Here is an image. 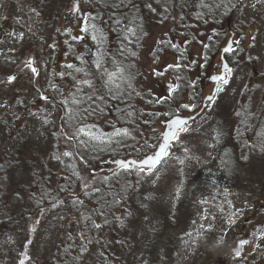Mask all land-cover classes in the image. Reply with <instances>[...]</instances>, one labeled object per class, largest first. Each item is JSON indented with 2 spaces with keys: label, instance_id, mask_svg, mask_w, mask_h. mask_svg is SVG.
<instances>
[{
  "label": "rangeland",
  "instance_id": "374dc122",
  "mask_svg": "<svg viewBox=\"0 0 264 264\" xmlns=\"http://www.w3.org/2000/svg\"><path fill=\"white\" fill-rule=\"evenodd\" d=\"M169 1L141 0V6L148 8V27L135 30L137 63L130 60L129 71L123 72L126 79H121L119 38L124 30L130 38L128 29L134 28L130 20H121L119 7L126 0H0V83L19 75L14 83L0 88V162L5 153L16 162L0 165L8 169L0 174V209L7 208L5 214L19 211L9 226L0 229V264H20L25 253L30 257L25 264L53 263L67 225L68 205L63 201L69 185L58 193L59 180L65 175L70 177L64 179L66 184L80 182L77 186L73 181L70 187L82 201L77 205L76 196L72 198L79 238H84L81 231L87 223L94 222L88 210L95 209L96 201L106 208L100 228L114 230V238L103 235L110 256L84 238L82 249L88 250L81 254L80 264H108V258L113 264H146L154 260L152 253L159 244L166 251L164 264H223L244 238L250 243L240 258L228 264H264V0H245L240 7L239 0H199L217 20L202 21V26L196 24L190 30L180 12L171 14ZM74 4H79L77 13ZM86 18L102 39L91 29L83 31ZM113 19L117 23L110 25ZM149 31H153L151 38L144 36ZM94 34L97 40L92 39ZM163 39L171 44L162 45L158 62L150 60L157 56L156 46ZM230 42L229 83L200 111L213 88L202 86L213 73H221L220 50ZM86 47L91 48L94 65L103 53L97 86L91 92L98 87L108 98H123L141 90L142 100L147 94L163 100L151 125L138 124L136 108L132 119L123 112L124 120L116 121L110 117L116 116V110L107 108L100 96L95 97L100 108L92 124L77 121L79 103L71 101L77 100L80 87L89 88L81 83L89 75L75 70L81 68L78 60ZM32 56L40 69L37 81L26 68ZM195 56L200 58L198 63ZM63 64L74 67L68 72ZM176 64L180 67H170ZM140 68L144 73L156 72V77L140 74ZM106 72L116 73L114 83L108 82ZM172 83L179 86L175 92L170 91ZM41 94L51 101H41ZM186 104L189 109L183 107ZM180 109L188 118H197L160 167L136 173L105 165L106 160L122 155L124 159L145 156L146 150L155 147L153 142L151 147L143 144L152 132L148 127L156 123L153 131L161 135L163 122ZM80 128L85 132H79ZM89 130L100 139L92 140L86 134ZM118 130L119 136L115 135ZM243 131L252 136L245 148L238 139ZM65 152L71 155L64 156L62 163L56 157L61 159ZM96 163L107 169L95 175L99 179L91 176L98 168L90 171ZM44 172L47 184L40 187L34 173L43 177ZM96 181L101 187H93L98 192L91 193ZM60 194L50 205L38 208L44 197ZM35 196L37 203H33ZM48 207L52 211L44 213ZM70 231H74L71 225Z\"/></svg>",
  "mask_w": 264,
  "mask_h": 264
},
{
  "label": "trees",
  "instance_id": "16d2710c",
  "mask_svg": "<svg viewBox=\"0 0 264 264\" xmlns=\"http://www.w3.org/2000/svg\"><path fill=\"white\" fill-rule=\"evenodd\" d=\"M126 5H123L121 7H119V11L123 13V16H121L123 18L124 21L130 20V27H134L133 29L136 30L137 29V25L136 23L138 22V20H142L140 26L142 28H147L148 27V18H149V12H148V8L147 7H143L141 5H143L141 3V0H126ZM123 7V9L121 10V8ZM112 9V8H111ZM169 10L171 12V14H175V12H180L182 15V19L184 20V25H187V29L190 30L192 27L196 28V24L201 25L202 24L200 22L202 21H207L209 19L210 23H214L215 17H212L211 15H209L205 8L203 6H200V2L199 0H170L169 1ZM105 11V10H104ZM113 11V10H112ZM116 12V10H115ZM204 15V16H203ZM115 21V19H113L111 21V24ZM183 25V27H184ZM109 26V24H108ZM136 26V27H135ZM190 26V28L188 27ZM188 32V31H187ZM191 32V31H190ZM190 32H188V35H190ZM126 33V30H124V32L122 33V35L119 38V43H120V48L119 51L117 53L122 55V59H123V64L119 67H122L123 70L125 71H129V66H128V62L130 60L135 61V58L133 57L134 55H132L133 52H136L137 50L135 49V36H131L130 38L124 36V34ZM145 37L149 36L150 38L153 37V31H149L146 32L144 34ZM190 39L191 36H188ZM163 41V43H159L156 46V55L154 56L152 55L151 58H149L150 60H155V62H158L159 60V54L162 51V49L164 48L162 45L163 44H171V42H168L166 39L161 40ZM70 42L69 39H67V41L65 42L68 46V43ZM90 47H87L84 54L81 56V59L78 60L79 65L82 69H84V71H82L81 73H85L88 74V80L90 81L91 79V83H92V87H94V85L97 86V74L99 73V69L96 70V67L94 64H92L90 62V56L92 51L89 50ZM110 53V51H109ZM116 53V54H117ZM86 56H89L88 60L85 61ZM64 59H67V56L63 57ZM149 60V61H150ZM200 60V58L198 56H195V61L198 63ZM156 64V63H155ZM69 64H63V66L65 67L66 71L69 72V68L66 67ZM139 66V65H138ZM145 67L148 66V63L146 65H144ZM143 67V65H142ZM140 74H143L145 71L143 69H139L138 71ZM80 74V73H79ZM147 74L148 77H151V74L156 77V72H149V73H144ZM181 74V73H180ZM160 76H162V74H160ZM70 84L73 85L74 84V79L71 78L69 80ZM195 83H192V86H195ZM104 87V86H103ZM80 91L78 92V98L77 100L80 101V103L78 105H84L87 104L85 107H82L81 109H85V112L81 115V116H76L77 121L79 119V123H81V125H86L89 126L92 124V121L95 119V115H98V109L100 108L98 101L95 99V97H102L104 102H106V107L107 108H111L112 110H116V116H110L112 118H114L116 121H122L124 120L125 116L123 115V112L125 115L128 116V118H133V116H135V108L138 110V113L136 114L137 116V122L138 124L141 125H145V126H149L151 125V119L153 118V113L156 110H159L162 108L163 105V100L160 102L159 100L156 99V97H154V99L150 98L149 95H146V98L144 100H142V98H140V93H142L141 90H139V92H137L135 94V92L131 93V94H127L125 95V97H111L108 98L105 95V91L102 92L101 88L97 87V90L94 92H91V87L89 88H81L79 89ZM95 93V96H94ZM196 94V92H194ZM194 94V95H195ZM88 97H92V99H88ZM139 97V99H137ZM196 97V95H195ZM78 105L76 107H78ZM75 106L73 108V115L75 114ZM98 107V109H97ZM70 115V113H69ZM68 115V116H69ZM157 118V115H156ZM2 120V119H0ZM71 121L74 122L73 118L71 117ZM157 121V119H156ZM85 123V124H84ZM157 125L156 123L151 126L148 127L149 130H152L151 135H149L148 139L145 138V142L143 141L144 145H147L148 147H151L153 145H150L149 142H153L155 143V147L157 145V143L160 140V134L158 132H156L155 130L153 131V127ZM127 128H130L129 126H127ZM146 128V129H148ZM146 129L142 130V131H146ZM0 130H3V126H2V122L0 121ZM61 131V130H60ZM154 147V148H155ZM145 149V148H144ZM150 150V148H149ZM147 151V150H146ZM145 151V152H146ZM132 155V153H131ZM64 154L61 157V159H58V161H62V163H64L65 161H63L64 159ZM141 156V155H140ZM121 157H123V159L126 157V155H122ZM135 157V155L133 156ZM2 162H0V165L5 164V166H7V164H16V162L14 161V159L10 156L9 153H5L3 155V158L1 160ZM89 163V162H88ZM99 166V163H96L93 165V168L91 169L95 170L96 168H100L97 167ZM102 167V166H101ZM88 169V168H87ZM8 169H4L3 167L0 168V174H4L7 172ZM45 174L46 172H44L43 177L40 176V174L35 175L36 180H37V184L40 185V187H43L44 184H47V181H44L45 179ZM249 174V173H248ZM92 176V175H91ZM95 179H99L97 176H93ZM63 179H60L59 181L60 183V191H58V193L61 192L62 190H66L67 186L69 185V187L67 188V192L65 193V199H64V203L67 206L66 208V219H67V225L65 226L63 232H62V236H61V242L59 244V251L58 253L55 254V258L52 264H80L81 262H83L82 256L81 254L83 252H87L88 249H82V240L84 238H87V240L90 242L93 241V244H99L103 249L104 252L109 253V250L107 248V246L104 244V240H103V235L105 237L111 236L112 238H114V230L111 228H107L106 230L103 228V226L100 227H96V225H101L103 220L105 219V214L104 211L106 210L105 207L102 206V203L100 201H96L95 202V209L94 210H88V213H90L91 215H93V221L94 222H88L85 227V229H83L81 231V234L84 236L83 239L79 238L80 232L78 231L79 229V225L76 224V219L73 215V212L76 211V207H75V203L74 200H72V198L74 196H76V199L79 198L78 196V192L75 191H71V188L75 183H77L76 185L79 186L80 182H76L75 180L73 181H69L67 184L66 182H64V179L67 180L70 177L68 176H64L62 177ZM93 187H101V183L100 182H95L94 184H92L90 186V189H92V192H98L95 188ZM78 188V187H77ZM75 192V193H74ZM122 194V193H121ZM119 194V195H121ZM60 195H49L44 197L41 201V204H38V208L39 207H43V206H48L50 205L53 201H51L55 196H61ZM38 196H35L33 199V203H37V199ZM79 201H81L79 199ZM100 202V203H99ZM117 201H114V203H116ZM77 203V202H76ZM77 205H79V203H77ZM113 205V204H112ZM7 211L6 209H0V229L3 227H7L9 226V224L11 223V221L15 219V215L17 214L16 211L14 213H9V214H5V212ZM68 223L74 227V231L71 232L70 231V225H68ZM71 232V233H70ZM69 233L71 234V236H69ZM119 246H122L120 243H118ZM158 248L156 250H154V252L152 253V257L154 258V260L150 259L146 264H164L166 262V251L161 247V245H157ZM108 260L110 261L108 264H113V262L108 258ZM58 261V263H57Z\"/></svg>",
  "mask_w": 264,
  "mask_h": 264
},
{
  "label": "snow or ice",
  "instance_id": "6c2138e0",
  "mask_svg": "<svg viewBox=\"0 0 264 264\" xmlns=\"http://www.w3.org/2000/svg\"><path fill=\"white\" fill-rule=\"evenodd\" d=\"M75 11H79L78 5L76 6ZM89 29H91L94 33H98L99 37L102 39V33H99V30L96 29V26L94 24L89 25L87 23V18H86L85 19V27L83 28V31L88 32ZM128 31L133 36H135L136 33H135L134 29L130 28V29H128ZM20 38H23V33L20 34ZM92 39L93 40H97L98 39V35L97 34L92 35ZM161 43H163V41H161ZM224 51L228 52V51H232V49L231 48H225ZM132 55H135V52H133ZM102 57H103V53L101 52L99 57H98V59H97V61H96V63H95V67L97 69H101L102 68ZM26 66L30 68V70H31L33 75H39L37 68L35 66H33V61L32 60L26 61ZM66 67L73 68L74 65L69 64ZM170 67L179 68L180 65L179 64L170 65ZM75 70L77 72L84 71V69H82V68H76ZM223 70L229 76L232 73V68L229 67V65L227 63H223ZM123 72H124V70L122 68L119 69L120 78L121 79H126L123 76ZM105 74L108 76V82L109 83H114V77L116 76V73H108V72H106ZM60 75L63 76V73H61ZM157 75H160V73H157ZM8 79H9V82H12V81L16 80V77L13 75V76H10ZM211 79L213 81L217 82V83H222L224 85L229 83V80H228L227 76L224 75V74L213 76V77H211ZM81 83L87 85L88 87H92L91 81H89L87 79L82 80ZM178 87H179L178 85H173V86L170 87V91L175 92ZM222 90H223L222 88H217L216 92H219V91H222ZM215 98H216L215 95H209L207 97L209 102H214ZM42 99L46 100V99H48V97L45 96V97H42ZM88 99H92V97H88ZM71 102L72 103H80V101L75 100V99H73ZM63 103L67 104V103H69V101L65 100V101H63ZM183 107L184 108H189L190 105L186 104V105H183ZM68 111L70 112L72 110L69 109ZM187 123H188L187 120H185L183 118H180V117H177L176 119L169 120L166 123V131L161 136V143L159 145H157L158 152L154 153L152 156H148L147 158L140 160L139 163L137 161H135V160H133L131 162L117 161L116 163H118L119 166L121 168H123L124 170H129L132 167H137V168H139L140 171H147V172L151 173L162 162V160L169 155L171 142L173 140H177L179 138L178 137V133L179 132H186L188 130L187 129ZM78 131L81 132V133H84L85 129L84 128H80V129H78ZM86 134L89 135L92 140L100 139L99 136L93 134L90 130ZM120 134H121V132L119 130L115 133V135H117V136H119ZM124 134L126 135L127 133L125 132ZM64 155L65 156H70L71 153L70 152H65ZM56 158L59 159V157H56ZM75 202L82 203V201H79V198H77ZM96 227H100V225H96ZM29 243H31V241H29ZM240 243H241V245H245V244L248 243V241L247 240H242ZM237 255H239V252H237ZM24 256H25V259L21 260L20 264H25V261L27 259H30V257H28V255H27V253H25Z\"/></svg>",
  "mask_w": 264,
  "mask_h": 264
},
{
  "label": "water",
  "instance_id": "95a60500",
  "mask_svg": "<svg viewBox=\"0 0 264 264\" xmlns=\"http://www.w3.org/2000/svg\"><path fill=\"white\" fill-rule=\"evenodd\" d=\"M78 4H76L75 5V7H74V12L76 13L77 11H75V8H76V6H77ZM78 7H79V5H78ZM80 18H81V16H79ZM232 47V45H231V42L228 44V46L226 47V48H231ZM225 50V49H224ZM230 53V51H228V52H225V51H223V53H222V56H221V59H222V62L223 63H227V61H226V59H225V56L227 55V54H229ZM29 60H32L33 61V66H35L36 68H37V66H36V61H35V59L34 58H30ZM228 64V63H227ZM37 70H38V68H37ZM38 73H39V71H38ZM222 74H224V75H227V73H225L224 72V70H223V66H222ZM38 75H35V77H37ZM9 81V80H8ZM211 81H212V83H215L216 84V86H215V88H214V91H213V94L212 95H215L216 94V89L219 87V85H220V83H217V82H215V81H213L212 79H211ZM13 82V81H12ZM43 97H45V96H43ZM43 100H45V99H43ZM47 101L49 100V98L48 99H46ZM45 100V101H46ZM206 101H208V99H206ZM204 107H206V104L204 105ZM177 118V117H176ZM176 118H174V119H176ZM196 118H197V116H194V117H192V118H183V119H185V120H187V124H189L191 121H194V120H196ZM175 140H173L172 142H171V145H172V143L174 142ZM156 152H158V148H157V150L155 151V153ZM153 155V154H152ZM152 155H150V156H152ZM147 158V157H146ZM165 159V158H164ZM163 159V160H164ZM162 160V161H163ZM118 161H125V162H131V161H133V160H118ZM117 161H115V162H110V161H108L107 163L108 164H110L111 166H114L115 168V170H117V169H121V167L119 166V164L118 163H116ZM138 163H139V161H137ZM161 164V163H160ZM159 164V165H160ZM137 168V167H136ZM104 172H107V170L106 169H100L97 173H95V172H92V174L93 175H96V174H101V173H104ZM241 243L239 242L238 243V248H237V250H235L234 252H233V255H237V252H239V255H240V249H241Z\"/></svg>",
  "mask_w": 264,
  "mask_h": 264
},
{
  "label": "flooded vegetation",
  "instance_id": "af4514ba",
  "mask_svg": "<svg viewBox=\"0 0 264 264\" xmlns=\"http://www.w3.org/2000/svg\"><path fill=\"white\" fill-rule=\"evenodd\" d=\"M222 51V49L220 50V52ZM231 56V55H230ZM230 63V62H229ZM231 65V64H230ZM210 67V66H209ZM209 69V68H208ZM17 75V74H16ZM212 75H216V73H213ZM206 76V75H205ZM6 80V79H5ZM4 80V81H5ZM208 82H206V79L203 81V82H200L199 84H202V83H205V85H203L202 87H207V86H211L212 84L210 83V78H209V80H207ZM198 83V82H197ZM4 85V82H1L0 83V88H1V86H3ZM229 259H230V257L228 256L227 257V260L224 262V264H226V263H228L229 262Z\"/></svg>",
  "mask_w": 264,
  "mask_h": 264
},
{
  "label": "bare ground",
  "instance_id": "6f19581e",
  "mask_svg": "<svg viewBox=\"0 0 264 264\" xmlns=\"http://www.w3.org/2000/svg\"><path fill=\"white\" fill-rule=\"evenodd\" d=\"M143 21V19L142 20H138V22L136 23V25H137V27L139 26V28H141V26H140V24H141V22ZM101 51V50H100ZM80 87V86H79ZM81 88H83V87H80L79 89H81ZM87 104H84V105H78V107H77V110H78V114H79V116H81L84 112H85V109H81L82 107H85Z\"/></svg>",
  "mask_w": 264,
  "mask_h": 264
}]
</instances>
